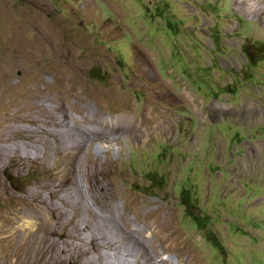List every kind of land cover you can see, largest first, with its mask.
Returning a JSON list of instances; mask_svg holds the SVG:
<instances>
[{
	"label": "rangeland",
	"instance_id": "rangeland-1",
	"mask_svg": "<svg viewBox=\"0 0 264 264\" xmlns=\"http://www.w3.org/2000/svg\"><path fill=\"white\" fill-rule=\"evenodd\" d=\"M38 29L52 33L46 49L57 43L65 48L64 64L74 57L85 67L93 93L119 90L140 111L149 94L140 88L146 81L137 80L144 79L137 58L145 52L153 76L167 87L166 100L176 99L160 106L167 120L163 136L154 134L148 145L127 140L124 154L111 147L116 163L121 162L117 169L126 175L117 207L128 212L124 215L133 228H145L150 247L161 253L159 262L264 264V0H0L1 51L12 32L25 31L28 39ZM46 54L37 69L47 70L44 77L52 81L48 70L62 69ZM16 72L20 78L23 72ZM27 79L24 89L34 88L36 77ZM44 87L40 83L39 89ZM104 94L98 105L117 109ZM73 100L66 110L84 127L86 120L75 108L90 101V112H96L99 102ZM125 113L118 108L105 118L132 117ZM15 116L9 110L0 119L5 124ZM187 136L190 147H185ZM32 170L37 171L19 176L11 170L1 177L12 190L24 188L40 177ZM83 184L87 188V181ZM129 195L143 198L144 208L169 206L175 223L152 234L154 220H138ZM128 251H108L105 261L141 264Z\"/></svg>",
	"mask_w": 264,
	"mask_h": 264
},
{
	"label": "bare ground",
	"instance_id": "bare-ground-1",
	"mask_svg": "<svg viewBox=\"0 0 264 264\" xmlns=\"http://www.w3.org/2000/svg\"><path fill=\"white\" fill-rule=\"evenodd\" d=\"M39 30L37 36L28 39L24 30L23 33L14 31L12 39H5L7 47L0 49V117L5 111L16 113L11 121L5 118V124L4 118L0 119V264H108L105 261L108 251L120 254L123 250L131 251L130 255L133 254L137 263L170 264L169 260L159 262L161 253L150 247L153 242L143 234L145 228L136 224L137 228H133L125 216L128 212L123 211L124 215L119 211V183L126 180V175L120 173L121 168L117 169L120 160L116 163L111 147L117 145L121 154L127 140L134 145L139 142L148 145L155 139L154 134L163 136L167 131V120L161 117L160 106L172 104L171 101L176 99L166 100L170 96L167 87H162L153 76L145 52L137 58L138 70L144 79L137 80L146 81L140 88L149 94L140 111L137 112L129 96L119 94V90L111 89L104 94L105 89L100 88V93H93L86 86L90 84L84 79L85 67L77 65L74 57L64 64L63 56L67 53L58 43L48 52L45 39L49 42L52 33ZM46 53L48 59L56 60L54 64L62 69L58 74L48 70L54 77L52 81L46 80L48 76L44 77L47 70L37 69ZM18 70L23 72L20 78H17ZM29 75L36 77L34 88L24 89ZM137 80L133 79L132 83H139ZM40 83L45 86L44 91L39 89ZM55 84L57 88H54ZM102 94L108 103H116L132 117L105 118V114L114 115L118 108L98 105L102 102ZM72 98L81 104L90 99L99 102L93 101L98 107L96 112H90V101L82 107L80 103L73 105L78 106L75 108L78 114H83L84 127H80L79 118H73L68 114V108L66 110V103ZM178 99L181 103L186 101ZM191 145V137L187 136L185 147ZM30 169L37 170L32 171L40 177L24 188L17 186L12 190L2 180V174H10L11 170L21 176ZM85 181L87 188L83 184ZM142 199L132 197L130 200L135 214L141 217L138 220H154L149 228L151 233L157 234L162 230L161 225L167 228L175 223L169 206L160 204L155 208H144ZM124 205V209L128 208ZM18 224L20 229L15 227ZM188 262L192 264L189 259Z\"/></svg>",
	"mask_w": 264,
	"mask_h": 264
}]
</instances>
